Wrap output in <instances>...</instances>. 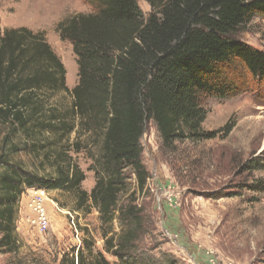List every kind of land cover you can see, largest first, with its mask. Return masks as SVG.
<instances>
[{"label":"trees","instance_id":"16d2710c","mask_svg":"<svg viewBox=\"0 0 264 264\" xmlns=\"http://www.w3.org/2000/svg\"><path fill=\"white\" fill-rule=\"evenodd\" d=\"M145 1L151 6L147 18L138 0H86L90 13L59 23L60 37L77 56L79 83L73 89L43 31L0 28L1 253L19 251L18 207L25 191L37 187L76 191L78 210L99 212L105 252L118 264H144L134 249L150 222L145 208L136 204L150 178L142 160L149 122L168 147L213 138L214 132L202 129L208 114L204 99L229 97L227 70L240 61L264 81V50L238 35L264 16V0ZM61 94L72 101L61 106L54 101ZM84 133L100 138L90 193L82 189L85 173L70 155L80 152ZM24 151L48 160L54 175L17 164L15 156ZM246 165L264 170V156ZM128 170L136 185L128 202L120 204L132 177ZM248 188L264 191V179ZM95 250L94 239H83L77 254L64 252L59 264H110Z\"/></svg>","mask_w":264,"mask_h":264},{"label":"rangeland","instance_id":"374dc122","mask_svg":"<svg viewBox=\"0 0 264 264\" xmlns=\"http://www.w3.org/2000/svg\"><path fill=\"white\" fill-rule=\"evenodd\" d=\"M138 4L147 18L151 6L145 0ZM91 11L86 0H0V28L43 31L66 68L67 86L73 89L79 83L77 56L72 44L60 37L58 25ZM238 35L264 50V16L255 17ZM225 81L230 85L229 97L204 99L208 114L202 129L214 132L215 137L176 141L168 147L162 144L155 124L147 126L142 160L150 178L136 204L145 208L150 222L134 249L135 257L144 264H264V191L248 188L264 179V170L246 167L264 156V81L254 78L240 61L227 70ZM54 98L61 106L72 101L64 94ZM4 133L0 126V142ZM75 135L77 131L70 142ZM81 141L80 152L70 155L85 173L82 189L90 193L96 183L100 138L84 133ZM14 161L40 175L55 173L48 160L26 151L18 153ZM129 173L132 177L120 204L128 202L136 185L135 176ZM27 191L17 212L20 249L15 254L0 252V264H59L64 252L75 249L77 254L83 239L88 238L95 240V251L103 252L110 264H118L104 250L98 210H78L76 191H48L50 227L45 233L27 222L31 215ZM69 213L79 234L71 226ZM113 227L121 229L118 222Z\"/></svg>","mask_w":264,"mask_h":264},{"label":"built area","instance_id":"2783aa9c","mask_svg":"<svg viewBox=\"0 0 264 264\" xmlns=\"http://www.w3.org/2000/svg\"><path fill=\"white\" fill-rule=\"evenodd\" d=\"M27 208L30 209L31 215L27 217V222L40 233H45L50 227V219L46 209V201L48 200V191L43 188L33 187L28 189ZM71 217V226L78 233L74 216Z\"/></svg>","mask_w":264,"mask_h":264}]
</instances>
